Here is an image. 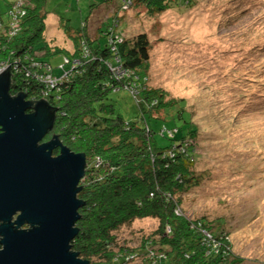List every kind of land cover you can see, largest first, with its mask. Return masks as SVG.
I'll list each match as a JSON object with an SVG mask.
<instances>
[{
	"label": "trees",
	"instance_id": "obj_1",
	"mask_svg": "<svg viewBox=\"0 0 264 264\" xmlns=\"http://www.w3.org/2000/svg\"><path fill=\"white\" fill-rule=\"evenodd\" d=\"M51 1L0 0V64L9 65L11 95L23 94L34 103L45 99L52 108L58 107L53 131L73 151L99 159L87 166L79 184L77 196L83 204L72 250L90 264L241 261L224 219L210 223L181 208L182 196L199 180L194 172L200 156L197 130L184 108L169 120L152 114L150 102L159 98L163 103L164 97L147 86L149 35L141 32L125 39L116 32L124 28L127 7L143 6L154 19L175 6H190L193 0L191 4V0H91L78 27L72 25L73 17L56 10L62 29L75 43V54H69L78 65L55 86L43 80L49 73L55 76L47 58L60 53L58 48L51 53L46 36L47 18L55 11L50 10ZM109 2L116 6L110 13L112 21L101 20L96 33H91V16ZM121 89L128 90L139 106H147L158 125L145 115L143 121H128L106 102ZM175 105L174 100L165 102L168 107ZM144 218L158 220V226L143 232L139 247L120 246L114 231Z\"/></svg>",
	"mask_w": 264,
	"mask_h": 264
},
{
	"label": "rangeland",
	"instance_id": "obj_2",
	"mask_svg": "<svg viewBox=\"0 0 264 264\" xmlns=\"http://www.w3.org/2000/svg\"><path fill=\"white\" fill-rule=\"evenodd\" d=\"M90 1H51L50 10L55 11L47 18L46 36L51 53H60L47 58L55 76H43L46 83L55 86L78 65L69 54H75V43L62 29L56 10L73 17L72 25L78 27ZM106 4L91 16V33L101 20L112 21L116 6ZM125 10L124 28L116 32L125 39L141 32L150 37L147 86L164 97L163 103L159 98L150 102L152 114L169 120L184 108L197 130L200 156L194 172L199 180L182 196L181 208L210 223L224 219L232 248L241 258L235 264H264V0H193L154 19L143 6ZM170 100L176 105L165 106ZM106 102L128 121H143L145 115L158 125L147 106H139L126 89L111 93ZM98 160L87 157V166ZM157 226L156 219H137L114 234L120 246L139 247L143 232Z\"/></svg>",
	"mask_w": 264,
	"mask_h": 264
},
{
	"label": "water",
	"instance_id": "obj_3",
	"mask_svg": "<svg viewBox=\"0 0 264 264\" xmlns=\"http://www.w3.org/2000/svg\"><path fill=\"white\" fill-rule=\"evenodd\" d=\"M8 67L0 74V264H90L71 245L86 154L59 134L43 141L58 107L12 96ZM56 147L61 152L54 156Z\"/></svg>",
	"mask_w": 264,
	"mask_h": 264
},
{
	"label": "flooded vegetation",
	"instance_id": "obj_4",
	"mask_svg": "<svg viewBox=\"0 0 264 264\" xmlns=\"http://www.w3.org/2000/svg\"><path fill=\"white\" fill-rule=\"evenodd\" d=\"M13 94V93H12ZM14 95V94H13ZM48 135H50V137L47 139V140H49L50 138L51 139H53V137L55 136V135H58L56 132H54L53 130H51L50 132H49V134ZM54 135V136H53ZM61 139V138H60ZM64 144V143H63ZM61 152V149H60V147H56V148H54L53 149V155L54 156H57V155H59V153ZM24 227H28V226H24Z\"/></svg>",
	"mask_w": 264,
	"mask_h": 264
},
{
	"label": "built area",
	"instance_id": "obj_5",
	"mask_svg": "<svg viewBox=\"0 0 264 264\" xmlns=\"http://www.w3.org/2000/svg\"><path fill=\"white\" fill-rule=\"evenodd\" d=\"M0 66H1L0 71H2V70L4 69L3 67L6 68V67L8 66V64L4 62V63H1ZM119 68H120V67H119ZM120 69H121V68H120Z\"/></svg>",
	"mask_w": 264,
	"mask_h": 264
},
{
	"label": "bare ground",
	"instance_id": "obj_6",
	"mask_svg": "<svg viewBox=\"0 0 264 264\" xmlns=\"http://www.w3.org/2000/svg\"><path fill=\"white\" fill-rule=\"evenodd\" d=\"M64 64H65V62H64ZM63 67H64V65H63ZM26 97V96H25ZM28 100V99H27Z\"/></svg>",
	"mask_w": 264,
	"mask_h": 264
}]
</instances>
